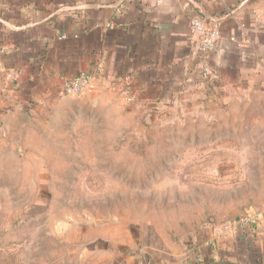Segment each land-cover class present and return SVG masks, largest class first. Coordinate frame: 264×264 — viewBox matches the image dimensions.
Masks as SVG:
<instances>
[{
  "label": "crops",
  "instance_id": "crops-1",
  "mask_svg": "<svg viewBox=\"0 0 264 264\" xmlns=\"http://www.w3.org/2000/svg\"><path fill=\"white\" fill-rule=\"evenodd\" d=\"M196 16L217 33L208 53L190 33ZM80 74L91 79L89 106L117 109L128 122L207 123L210 137L190 148L245 170L219 178L235 186L222 216L184 245L155 244L147 264H264V140L233 139L264 138V125L236 127L264 121V0H0L3 115L41 113Z\"/></svg>",
  "mask_w": 264,
  "mask_h": 264
},
{
  "label": "rangeland",
  "instance_id": "rangeland-1",
  "mask_svg": "<svg viewBox=\"0 0 264 264\" xmlns=\"http://www.w3.org/2000/svg\"><path fill=\"white\" fill-rule=\"evenodd\" d=\"M84 92L26 119L0 107V264H147L155 244L191 242L226 212L235 186L219 178L245 170L190 148L210 137L207 123L128 122ZM263 125L256 115L236 127Z\"/></svg>",
  "mask_w": 264,
  "mask_h": 264
},
{
  "label": "built area",
  "instance_id": "built-area-1",
  "mask_svg": "<svg viewBox=\"0 0 264 264\" xmlns=\"http://www.w3.org/2000/svg\"><path fill=\"white\" fill-rule=\"evenodd\" d=\"M155 4H160L162 0H150ZM190 33L192 36L197 37L200 42V51L208 53L213 49L214 42L217 38V33L209 31L205 22L198 16L192 17L189 21ZM210 70L204 68L202 71L203 78L209 76ZM91 79L88 75L80 74L65 82L58 91V94L63 97L77 96L86 91L89 87ZM125 94H128L126 91ZM241 224L248 225L250 220L244 217Z\"/></svg>",
  "mask_w": 264,
  "mask_h": 264
},
{
  "label": "water",
  "instance_id": "water-1",
  "mask_svg": "<svg viewBox=\"0 0 264 264\" xmlns=\"http://www.w3.org/2000/svg\"><path fill=\"white\" fill-rule=\"evenodd\" d=\"M19 118H20V119H26L27 116H25L23 113H19Z\"/></svg>",
  "mask_w": 264,
  "mask_h": 264
}]
</instances>
